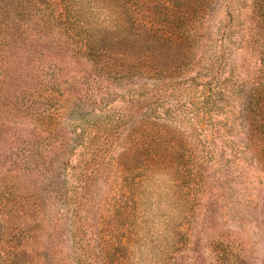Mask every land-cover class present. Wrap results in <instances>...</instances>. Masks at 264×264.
Wrapping results in <instances>:
<instances>
[{
  "label": "rangeland",
  "instance_id": "rangeland-1",
  "mask_svg": "<svg viewBox=\"0 0 264 264\" xmlns=\"http://www.w3.org/2000/svg\"><path fill=\"white\" fill-rule=\"evenodd\" d=\"M133 2L0 0V264H264V0Z\"/></svg>",
  "mask_w": 264,
  "mask_h": 264
},
{
  "label": "trees",
  "instance_id": "trees-1",
  "mask_svg": "<svg viewBox=\"0 0 264 264\" xmlns=\"http://www.w3.org/2000/svg\"><path fill=\"white\" fill-rule=\"evenodd\" d=\"M130 1L131 0H79V2L81 4H86L87 8L90 11H103L104 7L112 5L114 6L117 10H119L120 12H122V15L125 16V14L127 13V11L129 10L130 12ZM134 2V6L137 8L141 5V3L143 2V0H133ZM190 3L193 0H189ZM62 3V0H60V4ZM19 6H21L19 4ZM82 6V5H81ZM57 17H62V21L66 24V31L68 32L69 35H71L73 38H76V41L79 45L80 49H83L85 54L88 55H94L96 57H98L97 60H95L94 63H99L101 60L104 59V57L107 56H111L110 52L108 50L102 51L100 50V52L98 51V49H94L93 48V43L89 40L90 39V35L87 34H83V36L81 35V31L85 32V25L84 24H80L76 19H74L73 17H69V6L68 4H66V2H64V8H62V13L58 14ZM186 18V16L182 17V20H184ZM151 26L146 25L145 28L141 29L140 32L134 33L133 35L139 36V37H143L146 38L148 40V43L151 41H154L158 44L165 45L166 49L168 48H176V47H180L182 42V37L185 33L184 30H180V31H175V30H170V31H165L163 32H154V28L152 23L150 24ZM188 34V32H187ZM136 38V37H133ZM149 49V48H148ZM151 49V48H150ZM153 49V48H152ZM93 53V54H92ZM145 54V53H144ZM146 55L147 52H146ZM107 59V58H106ZM106 61V60H105ZM111 67H115L111 66ZM129 69L131 71V69H133V65L129 66ZM115 73H117V70L115 71Z\"/></svg>",
  "mask_w": 264,
  "mask_h": 264
}]
</instances>
